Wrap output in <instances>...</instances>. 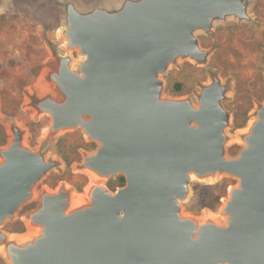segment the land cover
<instances>
[{
  "label": "water",
  "instance_id": "95a60500",
  "mask_svg": "<svg viewBox=\"0 0 264 264\" xmlns=\"http://www.w3.org/2000/svg\"><path fill=\"white\" fill-rule=\"evenodd\" d=\"M66 47L49 79L64 95L44 92L34 107L52 116L41 153L26 149L17 126L0 165V224L46 173L43 155L59 130L82 127L99 148L84 167L116 191L96 185L88 203L70 208L68 190L44 194L31 215L42 231L4 247L11 264H264V103L246 130L244 149L225 154L223 107L229 87L219 78L201 87L199 104L164 99L160 76L179 58L206 62L195 32L229 17L245 20L246 0H109L84 10L65 5ZM74 67V68H73ZM251 121V122H252ZM250 122V123H251ZM190 170H197L194 178ZM234 176L239 185L220 220L183 214L192 179ZM5 237L0 230V244ZM3 248V249H4Z\"/></svg>",
  "mask_w": 264,
  "mask_h": 264
},
{
  "label": "rangeland",
  "instance_id": "374dc122",
  "mask_svg": "<svg viewBox=\"0 0 264 264\" xmlns=\"http://www.w3.org/2000/svg\"><path fill=\"white\" fill-rule=\"evenodd\" d=\"M108 1L0 0V165L3 154L13 144L14 126L21 131L26 149L41 153L53 119L37 110L34 102L43 99L44 92L55 101L64 98L49 79L58 74L59 57L71 58L74 66L82 60L79 49L66 47L65 5L72 3L88 10ZM246 1L245 20L229 17L214 24L209 33L195 32L200 48L208 52L206 62L179 58L160 76L162 98L189 99L195 105L199 104L201 87L211 84L214 77L229 87L222 103L229 116L223 131L229 158L244 149L246 130L264 103V0ZM176 84L182 85L180 91ZM53 140L42 156L46 164L51 163L50 169L31 186L29 198L0 224L5 237L0 244V264H11L4 248L9 241L22 242L41 233L31 215L41 207L44 194L68 190L70 208L89 202L85 190L93 181L90 175L98 177L93 169L83 165L99 143L89 139L81 126L59 130ZM118 180L119 175H110L98 185L103 183L114 192L121 188ZM238 185L239 179L230 175L214 180L192 179L188 200L182 204L183 214L199 221L207 217L220 220L222 200L231 187Z\"/></svg>",
  "mask_w": 264,
  "mask_h": 264
},
{
  "label": "bare ground",
  "instance_id": "6f19581e",
  "mask_svg": "<svg viewBox=\"0 0 264 264\" xmlns=\"http://www.w3.org/2000/svg\"><path fill=\"white\" fill-rule=\"evenodd\" d=\"M46 91H47V89H46ZM253 124H254V121H252L251 123H250V128L253 126ZM190 172H191V174H192V176L194 177V178H197L198 177V175L196 174V172H197V170L195 171V170H190ZM98 177V176H97ZM90 178L93 180L92 181V183H90L89 184V186L86 188V190H85V197L86 198H89L88 196H89V194L91 193V191H92V189L94 188V186H96V185H98V183H99V181H102L103 180V178H100V177H98V178H96V176H94V175H90ZM208 180V179H207ZM96 182V183H95ZM103 184V183H102ZM235 190V188H230V193L231 192H233ZM39 192V191H38ZM229 195V194H228ZM82 197H84V196H82ZM231 199V196H227L226 198H224L223 199V203H224V206L223 207H225V206H227V204H228V202H229V200ZM80 200V199H79ZM83 202H85V201H83ZM76 203H78V202H76ZM219 219V218H218ZM29 221V220H28ZM30 223H28V225H29Z\"/></svg>",
  "mask_w": 264,
  "mask_h": 264
},
{
  "label": "trees",
  "instance_id": "16d2710c",
  "mask_svg": "<svg viewBox=\"0 0 264 264\" xmlns=\"http://www.w3.org/2000/svg\"><path fill=\"white\" fill-rule=\"evenodd\" d=\"M175 87H176L177 91H180L182 89V85L181 84H176ZM118 181H119V185L120 186H124L125 183H126V180H125V178L123 176L119 177Z\"/></svg>",
  "mask_w": 264,
  "mask_h": 264
},
{
  "label": "flooded vegetation",
  "instance_id": "af4514ba",
  "mask_svg": "<svg viewBox=\"0 0 264 264\" xmlns=\"http://www.w3.org/2000/svg\"><path fill=\"white\" fill-rule=\"evenodd\" d=\"M120 186V185H119ZM120 187H122V186H120Z\"/></svg>",
  "mask_w": 264,
  "mask_h": 264
}]
</instances>
